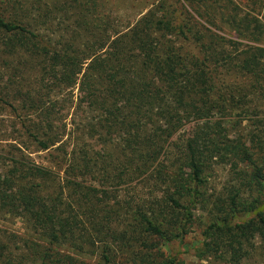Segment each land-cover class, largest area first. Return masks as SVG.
I'll list each match as a JSON object with an SVG mask.
<instances>
[{"label": "trees", "instance_id": "trees-1", "mask_svg": "<svg viewBox=\"0 0 264 264\" xmlns=\"http://www.w3.org/2000/svg\"><path fill=\"white\" fill-rule=\"evenodd\" d=\"M257 3L261 9L263 2ZM258 15L242 24L244 32ZM48 26L45 11L0 0V29L9 34L4 46L31 60L42 58L44 75H56L57 85L75 86L84 97L102 85L94 123L100 146L94 153L63 152L61 185L45 196L35 181L49 179L50 169L17 162L0 173V211L23 220L42 241L13 255L0 240V264H89L79 258L83 254L97 264H184L173 246L191 252L197 264H241L255 241L264 251V141L222 121L225 98L211 99L204 73L206 62L219 64L223 38L214 35L216 46L201 44L190 60L169 47L161 54L150 49L134 71L120 57L125 46L107 53L88 50L92 46L82 52L81 46H47ZM178 34L185 39L182 27ZM244 47L237 72L264 74V48ZM86 59L91 83L77 80ZM41 115L46 140L57 141L51 114L45 109ZM218 174L223 179L216 188L212 177Z\"/></svg>", "mask_w": 264, "mask_h": 264}, {"label": "rangeland", "instance_id": "rangeland-1", "mask_svg": "<svg viewBox=\"0 0 264 264\" xmlns=\"http://www.w3.org/2000/svg\"><path fill=\"white\" fill-rule=\"evenodd\" d=\"M20 1L34 13H47L50 24L45 32L47 46H81L79 52L83 46H92L88 50L101 49L100 53H107L112 46H125L120 57L128 70H140L150 49L161 54L169 47L175 56L190 60L198 54L201 44L216 46L214 35L223 38L218 43L222 46L219 64L206 62L204 68L212 90L211 99L225 98L222 121L229 119L238 124L243 135L254 134L264 141V74L259 70L247 75L237 72L244 46L264 48V0H257L263 2L261 9L253 0ZM258 11L257 24L251 23L244 32L242 24ZM207 21L211 25L206 24ZM179 27L185 39L178 34ZM70 31H74L73 40H70ZM195 34L200 35L199 41L195 40ZM8 35L0 29V173L17 162L50 169L49 179L35 181L42 191L40 195L45 196L61 185L62 166L67 161L63 152L70 153L75 148L98 152L101 136L94 123L99 119L103 87H96L92 95L90 92L84 97L75 86L69 89L57 85L56 75L43 74L42 58L31 60L23 51L4 46ZM112 65L111 62L106 68L110 70ZM87 66L88 59L83 61L77 80L86 79L91 83L95 77ZM146 77L148 79L149 75ZM45 109L53 118L52 130L60 135L53 143L45 136L47 129L41 115ZM31 136L46 142L47 148H38ZM212 178L217 188L223 178L221 174ZM194 234L191 232L189 237ZM0 240L13 255L24 254L32 244L42 243L23 220L4 211H0ZM260 245L255 241L250 259L241 264H264ZM60 251L66 252L65 249ZM172 251L184 264H197L191 252L182 253L175 246ZM79 258L97 264L92 255L83 254Z\"/></svg>", "mask_w": 264, "mask_h": 264}]
</instances>
